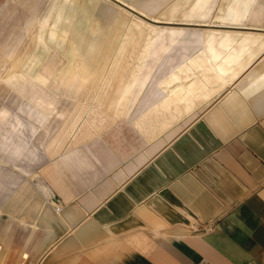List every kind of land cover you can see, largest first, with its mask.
<instances>
[{"label": "crops", "instance_id": "0c3cea01", "mask_svg": "<svg viewBox=\"0 0 264 264\" xmlns=\"http://www.w3.org/2000/svg\"><path fill=\"white\" fill-rule=\"evenodd\" d=\"M244 19L206 36L219 48L216 37L227 34L231 60L237 36L246 38L237 59L249 62L225 87L207 69L204 48L181 43L180 53L166 47L164 59L144 60L153 67L142 85L106 114L116 116L111 144H125L124 156L138 151L136 161L95 197L45 217L55 225L27 242L26 264H264V13ZM125 127L133 135L124 143ZM142 130L151 139L144 146ZM81 155L67 157L78 164L97 157L88 148ZM113 155L97 158L110 165Z\"/></svg>", "mask_w": 264, "mask_h": 264}, {"label": "rangeland", "instance_id": "374dc122", "mask_svg": "<svg viewBox=\"0 0 264 264\" xmlns=\"http://www.w3.org/2000/svg\"><path fill=\"white\" fill-rule=\"evenodd\" d=\"M159 1L128 0L146 9ZM195 1L163 0L153 16L165 21L205 19L192 13ZM58 4L55 0H0V264H26L28 258L22 253L27 251L23 250L27 242L43 236L50 225H55L54 219L46 223L45 217L95 197L102 187L116 179L120 169L136 161L138 151L124 156L125 144L120 147L111 144L117 131L116 116L106 114L112 112L107 108L115 107L122 99L118 86L131 75L144 72V60L159 59L162 52L161 59H164L165 50L159 52V46L168 47L174 53L181 52V43L189 49L203 50L209 29L213 28L172 23L154 26L155 31L151 33L154 42L146 47H153L154 52L146 54L144 46L140 48L142 56L138 55L135 61L130 58L115 61L116 56L126 51L120 45L127 28L112 23L118 4L114 0H78L69 9H75L76 16L66 38L69 42L73 38L75 42L65 44L61 40L62 47H72L73 58L69 61L66 49L58 48L54 51L57 56L49 61L46 79L33 80L41 68H29L37 51L39 32L51 22ZM121 11L137 14L125 5ZM230 12L226 8L210 19L215 24L220 20L231 21ZM64 17L61 25L66 22ZM191 26L203 29L188 31ZM88 37L93 40L90 44L85 42ZM45 59H41L42 63ZM56 62L59 66L70 63L69 68L59 69L66 74L61 81L54 78ZM120 64L129 65L128 71L115 74ZM158 64L155 72L163 69V62ZM76 70L82 76L73 79L75 75L71 72ZM30 71L36 75L29 76ZM123 129L120 140L125 143L131 140L133 132ZM141 133L140 143L148 144L151 139L143 130ZM87 148L97 157L112 151L117 156L111 158V167L106 161L108 158L101 161L96 157L82 164L68 159V153L80 157L81 150ZM20 219L25 223H20Z\"/></svg>", "mask_w": 264, "mask_h": 264}, {"label": "bare ground", "instance_id": "6f19581e", "mask_svg": "<svg viewBox=\"0 0 264 264\" xmlns=\"http://www.w3.org/2000/svg\"><path fill=\"white\" fill-rule=\"evenodd\" d=\"M77 1L78 0H62L57 5L55 13L53 14L51 18V22L46 27H43L41 31L39 32V39L37 42V45H38L37 51L34 54L33 58H31L30 60L31 65L29 66V68L31 66H35L34 69L32 70H35L38 66H41V68L39 67L40 68L38 72L39 74H37L36 77H32L33 80L46 79L44 74L46 70L49 68V64H50L49 61L50 59H54V57L57 56V53L54 54V51L62 47L61 40L65 42V44L67 43L71 44L75 42L73 38L70 39L71 40L70 42L67 41L66 38L67 36H69L71 32V29L74 25V17L76 16L75 15L76 10L75 9L69 10V9L71 8L70 6H72V3L76 5ZM117 1H118L117 3L118 7L115 8L116 15L113 17L112 23H114L115 25L119 27L125 26L127 28V32L125 33L126 37L124 38L123 45L122 44L120 45V49L123 48L126 51L124 52V54H119L118 56H116L115 61H117L118 59L122 60V59H127V58L134 60L136 57H138V55L142 56L140 55L141 54L140 48L144 46L146 48L147 46L152 45L154 42L153 39L151 38V33L155 31L154 26L159 27V25H162L164 23H173V24H180V25H202V26L208 25V26H221V27L234 26V25L245 26L247 23L243 22L246 20L244 19V17L252 16V19H248V20L253 21L255 19V16H259L262 13H264V0H196L193 5L192 12L196 13V15L205 17V19H188L187 18L183 20L177 19V21H165V20H160V18L162 19V17L153 16L149 11L139 8V6L136 3H130L128 2V0H117ZM220 1H223L224 3L221 2V5H220L219 3ZM106 5L109 6L108 4ZM122 5L129 7V9L137 12V14L132 13V15H130L128 13H124L123 11H121ZM222 6H227L230 8L231 12L229 13V16L232 15L231 17L234 19H231L229 17L232 21L220 20L219 22L215 24L214 23L215 21L210 19V16L213 15L212 12L215 9V7L217 9ZM157 9H158V6L150 8V11H156ZM63 15L65 16L64 18L66 19V22L64 25H61L60 22L62 23V21H64V20H61ZM144 16L148 19H145ZM257 25L258 24H255L252 26L256 27ZM159 35L163 36L164 34L160 33ZM213 38L214 36H211L209 37L208 40L204 41L205 43L204 51L206 52L205 59L209 61L211 64L210 68H207V69L210 71L215 70L217 77L220 80V83H219L220 86L225 87L229 85L233 81L234 78H236L242 73V71L245 69V67L247 66L249 62V61H244V60L239 61V59H237L239 58L240 49H242V47L244 46V43L246 42V38L244 36H237V39H241L242 43L234 48V51L232 52V60L230 59V53L228 51L230 37L227 34L225 35L222 34L219 37H216L220 41L219 48L217 47L214 48ZM85 42L86 44L88 43L90 44V42H93V40L89 39L88 37ZM128 47H130L131 50H127ZM62 48L66 49V51L68 52L67 57H68V60L70 61L73 58L72 47L67 48L65 45ZM164 50L165 49L162 48V46H159V52H162ZM145 53L151 54L152 50L150 51L148 47L146 48ZM42 57L43 58L46 57L43 63L41 61V59H43ZM218 58H219V61H217ZM234 58L237 59L235 62L238 63V64L236 63L235 66L233 65ZM52 61L54 63V60ZM213 61H216L214 65H213ZM56 64L57 62L55 63V67H56L55 73L56 74L54 78L55 80L57 79V81H61L64 79L66 74H63V72H60L59 69L61 67H64L66 69L69 68L70 63L66 64L65 62L60 66ZM128 66H123L120 64L118 68L116 69L115 74H118V71L120 75L123 74L125 71L127 72ZM152 67H153V63L151 62L148 63L145 66L144 72L135 76L133 79V82L131 81L123 82L122 84L118 86V89L121 91L122 94H127V93L133 92L134 90H138V88L142 85V83L140 82L146 79ZM31 71L27 74L29 75V74L34 73V72L31 73ZM79 71L76 70V71L71 72L72 75H75L73 79H76L77 77L82 76L80 73L81 71L80 72ZM92 73L93 72H91L90 75H92ZM34 74L36 75V73ZM136 80H139V82H135ZM0 248H1V245H0Z\"/></svg>", "mask_w": 264, "mask_h": 264}]
</instances>
